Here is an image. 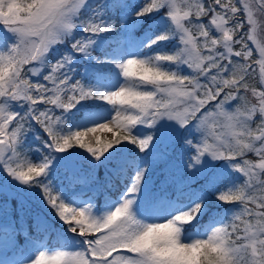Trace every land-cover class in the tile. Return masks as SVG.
Here are the masks:
<instances>
[{
	"label": "snow or ice",
	"instance_id": "6c2138e0",
	"mask_svg": "<svg viewBox=\"0 0 264 264\" xmlns=\"http://www.w3.org/2000/svg\"><path fill=\"white\" fill-rule=\"evenodd\" d=\"M0 187V264H264V0H0Z\"/></svg>",
	"mask_w": 264,
	"mask_h": 264
},
{
	"label": "trees",
	"instance_id": "16d2710c",
	"mask_svg": "<svg viewBox=\"0 0 264 264\" xmlns=\"http://www.w3.org/2000/svg\"><path fill=\"white\" fill-rule=\"evenodd\" d=\"M124 2L130 4V5H141L143 3V0H124ZM136 10H138L137 7L133 6L131 8V11L134 13ZM119 14H120V10L117 9L116 11V18H117V22H118V27L116 29V32L119 33L121 30L119 28ZM148 27V23H145L144 25L141 26L140 30L137 32V35L141 34L143 32V30L145 28ZM63 50V49H62ZM256 58V57H254ZM170 155H173V154H170ZM172 156L168 157L167 160L171 159ZM86 163L84 162V165ZM158 173H162V175L164 176L165 178V175H167L166 173H168L164 167L160 166V165H157L154 169L153 172L155 171H158ZM83 171L86 173L88 172V168L85 166L83 167ZM96 177H98L99 181L101 182V184H103L104 182V177H105V171L104 170H98L96 173H95ZM73 177H71L69 175L68 172H65L64 173V169L63 167H59L58 170H57V173H56V179H57V182L58 183H63V185L68 188L69 191H72L73 188L76 189L77 186L81 185L80 187H93V189H89L87 190L86 192L88 194H92L93 191H96L97 192V203L98 204H102L104 199H105V196H104V192L105 191H108V194L110 196H115L117 194V191L120 187L119 185V181H116L114 180V183L117 185V190L116 191H113V190H108V189H101V188H98L97 184L95 182L91 183V184H88V185H84L82 183H76L74 185L70 184V180L72 179ZM178 179V178H177ZM198 183H203V181H199ZM86 189V188H84ZM171 190V189H170ZM85 193V192H84ZM4 197H0V205H3L4 203ZM32 200L35 201V203H32L31 204V214H29L28 212H26L27 214L25 215V220L27 221V224L29 225V232H32L33 235L35 234L34 233V230L31 228V224H32V219H31V215L34 214L35 212L37 211H44L47 215H48V218L50 221H52V223L54 224L55 227H59V225L55 222V219L54 217L48 212L47 209H42V207L40 206V202H39V198L36 194H33L32 196ZM9 212H10V219L11 220H15L17 221V227H19V220H20V216L17 215V213H15V207L14 205H12V203H10V206H9ZM3 221H4V211H3V208H0V225L3 224ZM1 233V232H0ZM2 236V235H0ZM16 239L18 241H21V242H24L25 241V237L24 235H20L18 237H16Z\"/></svg>",
	"mask_w": 264,
	"mask_h": 264
},
{
	"label": "rangeland",
	"instance_id": "374dc122",
	"mask_svg": "<svg viewBox=\"0 0 264 264\" xmlns=\"http://www.w3.org/2000/svg\"><path fill=\"white\" fill-rule=\"evenodd\" d=\"M108 1H112L113 0H108ZM254 57L258 58L256 56V54H254ZM109 135V138H110V134ZM171 150V149H169ZM173 150V149H172ZM175 156L178 157V160H173V161H168V165H165V162L166 161H162L158 164H161L163 165L164 167H166V171L169 172L170 176L173 175V176H179V174L181 173V170H182V164L184 161H186V156L183 158V160L180 158V155H179V149H175ZM171 179V177H170ZM4 191H8V192H11V188H3V187H0V192H4ZM5 250L0 247V259H4L3 256H2V253L4 252Z\"/></svg>",
	"mask_w": 264,
	"mask_h": 264
}]
</instances>
